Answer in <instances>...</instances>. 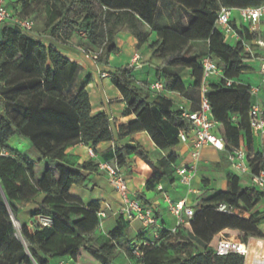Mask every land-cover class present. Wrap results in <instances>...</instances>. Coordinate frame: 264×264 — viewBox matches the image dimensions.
I'll return each instance as SVG.
<instances>
[{
	"label": "trees",
	"instance_id": "1",
	"mask_svg": "<svg viewBox=\"0 0 264 264\" xmlns=\"http://www.w3.org/2000/svg\"><path fill=\"white\" fill-rule=\"evenodd\" d=\"M192 14L188 25L158 27L155 24L160 0H20L24 15L41 13L48 7V27L52 37L64 41L83 32L78 43L88 54L97 53L98 62L108 63L110 55L118 53L116 36L131 32L147 45L152 57L162 61L157 68L164 90L185 96L188 88L175 69H190L194 87L200 88L203 71L200 58L189 53L194 42L208 43V54L224 71L223 79L210 84L206 96L217 121L215 133L229 151L234 147L251 146L254 135L249 124V110L253 95L250 81L252 55L242 41L227 45L216 26L222 6L258 7L264 0H177ZM24 18V17H20ZM0 264H50L52 257H69L73 264H113L118 242L127 237L130 223L120 217L116 227L103 235L100 205L83 201L70 194L74 185L83 186L88 173L98 165L89 161L83 171H75L63 164L69 147L83 143L95 147L113 140L114 132L106 113H92L88 92L91 76L82 79L75 88L78 64L65 57L54 46L31 36L18 25H0ZM151 30L158 39L150 40ZM248 38V37H247ZM257 35L250 36V39ZM249 40V39H248ZM132 66L117 68L112 83L121 92L127 107L124 115L134 114L137 120L119 125L120 137L147 132L159 150L167 152L179 144V133L189 129L190 122L183 109L175 108L171 99L159 96L152 99L148 85H139ZM235 79L241 84L226 88V81ZM260 87L259 83H256ZM264 88V86H263ZM237 116L236 122L232 120ZM29 140L37 155L32 160L8 146L12 136ZM262 149L249 159L254 172L264 157ZM138 154L147 158L141 146H121L115 151L119 166L128 157ZM178 157L171 152L158 161L156 175L146 183L155 189L158 180L168 174V166ZM264 199V191L244 186L242 179L228 175L226 190L212 188L203 179V187L194 194L191 207L196 213L191 221L177 226L175 231L162 227L154 244L141 247L143 256L133 253L135 245H124L126 253L136 264H245L246 257L237 253L219 256L216 248L221 235H237L244 242L264 238L259 226L264 215L253 212ZM226 204L230 211L245 209L248 219L218 210ZM34 205L31 222L21 224L26 245L16 236L12 217L18 220L23 208ZM41 218L53 223L45 226ZM193 237L204 251L172 256L181 242ZM182 246V245H181Z\"/></svg>",
	"mask_w": 264,
	"mask_h": 264
},
{
	"label": "crops",
	"instance_id": "2",
	"mask_svg": "<svg viewBox=\"0 0 264 264\" xmlns=\"http://www.w3.org/2000/svg\"><path fill=\"white\" fill-rule=\"evenodd\" d=\"M240 8L244 7H234L236 10ZM191 19L192 14L184 9L183 5L177 0H160L159 9L155 18V24L158 27L165 25L171 27L185 26L188 25ZM232 19L234 25H241L236 12H234ZM50 31L51 29L48 27L46 32L42 34L40 40L47 46H54L65 57L78 64V73L74 80L73 88L86 76L92 77V82L88 85L92 113H106L110 118L114 132L113 140L102 142L95 147L96 157L89 155L90 144L85 145L80 143L67 149V160L63 163L68 168L79 172L83 171V165L89 161H93L98 165L96 171L88 173V180L83 186L74 185L70 188V194L81 199L85 205H89L92 202L99 203L100 211L104 212L106 217L101 221V226L98 231L102 229L105 234H108L116 227L120 218L118 212L121 206L119 195L110 184L107 172L99 168L101 164L107 163L119 168L128 180L132 197L155 208L158 214L159 229L165 227L174 230L176 228L178 225L177 217L170 211L167 200L170 199L177 202L185 199L187 205L191 206L194 194L203 187L202 177H207L209 186L212 188L227 189L228 175L232 173L229 168L227 150H218L211 145L203 147L198 163V175L194 179L192 191H190L181 182L177 169L191 164V143L178 144L174 149L164 152L158 149L149 134L145 131L125 137H120L118 133L119 125H129L136 121L137 117L134 114L124 115L127 104L121 92L112 83V75L117 68L132 66L134 68L133 75L137 83L139 85H148L151 90L150 95L152 99L163 96L174 101L175 108L194 112L200 106V102L197 104L194 96L198 94V99L201 101L203 92L201 87H194V79L192 78V71L190 69H175L188 88L185 96L164 89H152V84L157 81L161 82L157 68L161 66L162 61L157 57H152L151 50L147 45H143L141 48L138 47L139 41L131 32L126 30L121 31L116 36L118 53L110 55L108 63H100L94 61L90 54L84 52L82 49L85 50V48L80 46V44H74L73 38L63 42L60 39L52 37ZM255 35L264 41V16L260 22L259 30ZM250 36L248 34L253 51L249 64L254 68L250 72V81L254 83V87L257 86L259 88L258 94L253 95L252 105L257 104L264 108V82L260 71L261 64L264 61V49L253 45L254 40L250 39ZM157 39L156 31L151 30L150 40L154 42ZM200 45H206L208 49V43L205 41L194 42L191 46ZM136 55L140 57V60L134 64L133 57ZM218 81L219 78L216 77L209 79V89L210 84L217 83ZM256 83H259L260 87ZM259 139L261 141L263 138L259 137ZM126 145H139L143 147L148 153L147 158L142 159L138 154H133L128 157L124 165L119 166L116 162L115 151L117 148ZM8 146L20 153L28 155L32 160L37 159V155L34 153L29 140L15 136L8 141ZM245 147L251 156H254L257 152L253 143L251 146ZM259 147L262 148V145ZM171 152H174L178 157L176 164H170L167 168L168 174L158 180L155 189L148 190L146 186L147 181L153 178L158 170L162 171V169L156 167L158 161L167 158ZM160 186L162 187L161 189L159 188ZM33 208L34 205H29L22 209L18 215V218L22 220L21 224L31 222L30 211ZM253 212L264 215V199L255 206ZM246 215L250 216L251 213L247 212ZM259 228L264 234V222L260 224ZM152 237L153 233L145 229L140 222H131L128 236L118 242L119 248L114 257L113 264H118V256L126 259L129 264H133L124 250V245L134 246L142 239ZM65 262L67 264H73L69 257Z\"/></svg>",
	"mask_w": 264,
	"mask_h": 264
},
{
	"label": "built area",
	"instance_id": "3",
	"mask_svg": "<svg viewBox=\"0 0 264 264\" xmlns=\"http://www.w3.org/2000/svg\"><path fill=\"white\" fill-rule=\"evenodd\" d=\"M236 12L239 16L241 25H234L232 16ZM264 16V5L258 7H245L234 9L222 6L217 14L216 26L224 36V41L227 45H235L237 42L244 43L245 50L252 55V43L248 40V34L253 36L259 30V25ZM13 23L21 27L24 31L30 33L34 28V21L30 18H19L10 8L9 0H0V25ZM253 45L264 49V41L260 38H253ZM88 53L86 49H82ZM94 61L98 60V54H90ZM140 60L138 55L133 57V63L136 64ZM138 66V65H136ZM200 66L203 71V79L201 84L202 96L199 108L194 112L184 111L183 116L190 122L189 129H183L179 133V144L191 143V164L180 167L177 173L180 176L181 182L192 191L193 181L198 175V163L201 157V152L204 146L211 145L218 150H226L224 141L215 133L217 121L215 120L211 104L206 96L208 80L211 78L223 79L224 71L218 63L208 53L200 59ZM260 71L264 82V61L261 64ZM241 84L235 79L226 81V88L235 89ZM152 89H163L160 81L155 82L151 86ZM259 88L251 87L252 95H257ZM249 124L251 132L254 136L264 137V108L255 104L252 105L249 113ZM237 116H233L232 120L236 122ZM89 155L96 157L95 151L90 148ZM253 156L248 154L245 146L234 147L228 151L229 168L231 172L242 179L243 185L256 187L264 191V157L263 162L257 172H254L249 159ZM100 169L107 172L110 184L119 195L120 209L119 216L123 217L129 223L138 221L145 229L153 233L152 238L142 239L135 245L133 251L136 257L143 256L141 247H147L154 244L159 236L158 214L154 207L144 204L142 201L132 197L126 176L119 168L110 164H101ZM162 188L161 186L159 187ZM170 211L177 217V224H183L191 221L194 217V208L188 206L185 199L177 202L170 199ZM221 212L235 214L234 210L230 211L226 204H221L218 208ZM236 210V209H235ZM99 217L103 221L106 217L104 212H99ZM41 223L45 226H50L53 221L50 218H41ZM245 243L237 236L236 239H231L230 236L224 234L218 242L216 253L219 256H225L230 253L248 255V248H245ZM264 264V262H263Z\"/></svg>",
	"mask_w": 264,
	"mask_h": 264
},
{
	"label": "rangeland",
	"instance_id": "4",
	"mask_svg": "<svg viewBox=\"0 0 264 264\" xmlns=\"http://www.w3.org/2000/svg\"><path fill=\"white\" fill-rule=\"evenodd\" d=\"M19 1L20 0H9L10 8L14 11L16 16L19 18L24 17V18L33 19L34 28L29 34L33 37H36L37 39H40L42 34L45 33L46 29L48 28L47 23H48V18L50 17V14L48 12V7H46L45 10L41 13L33 12V13H30L29 15H24V13L22 11V6H21ZM83 35L84 34L82 32L77 31L73 37V43L79 44L78 41H79L80 37H82ZM207 51H208V49H207L206 45L191 46L189 49V53L196 54L200 58L203 57L204 55H206ZM248 63H250V62H248ZM252 69H253V67H252ZM252 71L253 70H251V72ZM197 95L198 94H196L194 96V98H195L196 103L198 104L200 102V100L198 99ZM15 136L16 135H14L12 137H15ZM252 143L254 144V147H256L257 151H260L262 149L259 146L262 145L263 141L262 140L260 141L258 136L253 137ZM203 179H207V177L206 176L202 177V181H203ZM194 212L196 213V209H194ZM234 212L236 215H238L242 218H246V219L249 218V216L246 215L247 211L243 208L242 209H236V210H234ZM18 220L15 219V221H14V225L16 227V236L27 247V243L21 235V222H22V220H21V218H18ZM17 223H18V226H17ZM177 226H176V228H177ZM175 229L172 231H175ZM99 232L103 235H106L102 229ZM226 236H230L231 239H236V237H237V235H226ZM239 239H241L243 241L242 238L239 237ZM243 243H245L247 248H248V255L246 256L245 264H263V262H264V238H262V239L251 238L247 242L243 241ZM201 251H204V246L201 243H199L197 240H195L193 237H191L188 239L187 242H181L180 247L177 249L176 252L170 251L169 254L172 256L186 257V255L188 253L189 254H195V253H198ZM128 257L130 258V260L132 261L133 264H136L135 261L129 255H128ZM67 259H68V257H66V256H64V257H52V258H50V264H67L65 262ZM118 259H119L118 264H129V262L122 257L118 256ZM33 264H37V263L34 262Z\"/></svg>",
	"mask_w": 264,
	"mask_h": 264
},
{
	"label": "water",
	"instance_id": "5",
	"mask_svg": "<svg viewBox=\"0 0 264 264\" xmlns=\"http://www.w3.org/2000/svg\"><path fill=\"white\" fill-rule=\"evenodd\" d=\"M12 219H13V222L15 221V218L14 217H12Z\"/></svg>",
	"mask_w": 264,
	"mask_h": 264
},
{
	"label": "bare ground",
	"instance_id": "6",
	"mask_svg": "<svg viewBox=\"0 0 264 264\" xmlns=\"http://www.w3.org/2000/svg\"><path fill=\"white\" fill-rule=\"evenodd\" d=\"M17 226H18V223H17ZM245 248H247V246L245 245ZM262 263V262H261Z\"/></svg>",
	"mask_w": 264,
	"mask_h": 264
}]
</instances>
